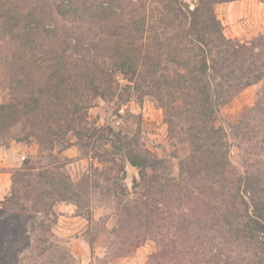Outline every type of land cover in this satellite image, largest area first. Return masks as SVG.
<instances>
[{
	"label": "trees",
	"instance_id": "trees-1",
	"mask_svg": "<svg viewBox=\"0 0 264 264\" xmlns=\"http://www.w3.org/2000/svg\"><path fill=\"white\" fill-rule=\"evenodd\" d=\"M234 1L196 0L190 8L183 0H81L80 6L63 0L55 10L68 18L70 26L63 27L55 20L29 19V14H21L19 0H0V67L12 62L29 68L14 74L9 99L0 105V122L10 119L36 129L32 137L47 146L46 151L73 133L81 152L97 153L99 143L110 140L91 129L83 114L86 107L79 102L87 90L103 98L101 89L111 87L101 67L110 48L106 43L113 42L111 55L118 61L112 62L111 74L146 77L166 101L169 123L178 119L186 124L179 133L170 131L173 139L189 147L180 164L186 174L178 178L156 175L163 169L158 158L133 153L128 142L116 137L118 150L139 171L138 187L144 193L136 214H143L146 227L168 219L177 233H192L208 243L261 244L264 168L246 161L239 173L229 160L226 134L215 125L222 105L247 86L264 82V36L252 43L226 38L214 12V5ZM250 120L249 114L232 126L237 138L251 132ZM18 141H27V134ZM258 143L264 149V137ZM51 157L49 153L44 158ZM30 162L24 160L22 170ZM149 192L168 199L173 207L153 204Z\"/></svg>",
	"mask_w": 264,
	"mask_h": 264
},
{
	"label": "rangeland",
	"instance_id": "rangeland-1",
	"mask_svg": "<svg viewBox=\"0 0 264 264\" xmlns=\"http://www.w3.org/2000/svg\"><path fill=\"white\" fill-rule=\"evenodd\" d=\"M61 1L19 0V4L21 14H29V19L70 26L68 18L55 11ZM80 1L75 0L76 6ZM239 1L244 0L214 5L216 17L226 38L256 42L264 36V0ZM183 2L190 8L196 4V0ZM238 33L240 37H233ZM106 44L110 50L104 53L101 68L111 87L101 89L106 94L103 98L83 90L79 102L86 107L83 114L91 129L111 141L99 143L97 153L81 152L73 133L46 151L47 146L32 137L36 129L10 119L0 122L4 128L0 131V264H264V242L208 243L192 233H177L168 219L146 227L143 214H136L144 193L138 187L139 171L118 150L116 137L128 142L127 149L133 153L149 152L158 158L163 169L156 175L164 172L178 178L186 174L180 164L189 147L182 139L179 143L173 139L170 131L178 132L186 124L178 119L169 123L166 101L156 95L146 77L111 74L110 66L118 59L111 55L115 44ZM27 69L12 62L0 67V105L9 99L14 74ZM249 114L251 132L237 138L232 126ZM263 118V81L242 89L219 109L215 125L226 134L229 160L241 174L246 161L253 168H264V149L258 143L264 137ZM257 129L260 133L255 135ZM26 134L27 141H18ZM49 153L53 157L44 158ZM24 160L31 162L22 170ZM149 193L153 204L173 207L163 196Z\"/></svg>",
	"mask_w": 264,
	"mask_h": 264
},
{
	"label": "crops",
	"instance_id": "crops-1",
	"mask_svg": "<svg viewBox=\"0 0 264 264\" xmlns=\"http://www.w3.org/2000/svg\"><path fill=\"white\" fill-rule=\"evenodd\" d=\"M247 1H249V0H244V1H239V2L243 4V3L247 2ZM233 3H235V2H233ZM233 3H231V4H233ZM240 36H241L240 33L236 34L235 36L233 35V37H235V38H238Z\"/></svg>",
	"mask_w": 264,
	"mask_h": 264
}]
</instances>
